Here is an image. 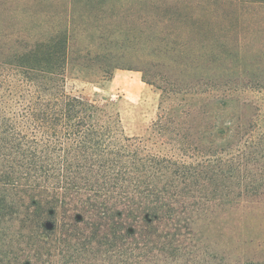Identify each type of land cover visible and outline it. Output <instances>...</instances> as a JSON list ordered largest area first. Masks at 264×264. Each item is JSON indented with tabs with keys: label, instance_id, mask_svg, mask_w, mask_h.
I'll use <instances>...</instances> for the list:
<instances>
[{
	"label": "trees",
	"instance_id": "1",
	"mask_svg": "<svg viewBox=\"0 0 264 264\" xmlns=\"http://www.w3.org/2000/svg\"><path fill=\"white\" fill-rule=\"evenodd\" d=\"M32 1L0 23V264H264V106L247 97L264 0ZM138 45L174 78L122 62ZM117 68L162 91L148 137L66 90Z\"/></svg>",
	"mask_w": 264,
	"mask_h": 264
},
{
	"label": "rangeland",
	"instance_id": "2",
	"mask_svg": "<svg viewBox=\"0 0 264 264\" xmlns=\"http://www.w3.org/2000/svg\"><path fill=\"white\" fill-rule=\"evenodd\" d=\"M27 1L29 6L36 5L32 0ZM24 4L27 3L24 1ZM24 4L20 0H0V23L4 26L15 24V14L19 7L25 8ZM261 9L259 11H264V7ZM255 47H260V44ZM144 48L143 45L133 47L122 62L143 69L147 78L158 85H163L164 78L168 75H173L171 77L174 78L175 70H169L155 55L150 57L154 51L152 47L146 50ZM66 90L73 95L87 97L97 104H111L119 111L128 136L148 137L152 124L161 111L162 91L155 84L145 82L140 70L117 68L109 81L102 78L101 72L82 71L68 77ZM247 97L264 106V92L256 95L248 93ZM51 220L56 224L64 223L61 218Z\"/></svg>",
	"mask_w": 264,
	"mask_h": 264
},
{
	"label": "water",
	"instance_id": "3",
	"mask_svg": "<svg viewBox=\"0 0 264 264\" xmlns=\"http://www.w3.org/2000/svg\"><path fill=\"white\" fill-rule=\"evenodd\" d=\"M47 228L52 229L54 227V224L51 221H48L46 224Z\"/></svg>",
	"mask_w": 264,
	"mask_h": 264
}]
</instances>
